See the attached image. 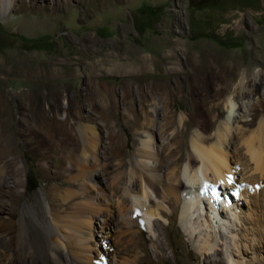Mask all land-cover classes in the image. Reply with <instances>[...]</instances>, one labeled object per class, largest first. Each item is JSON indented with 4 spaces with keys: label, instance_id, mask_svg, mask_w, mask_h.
I'll list each match as a JSON object with an SVG mask.
<instances>
[{
    "label": "rangeland",
    "instance_id": "1",
    "mask_svg": "<svg viewBox=\"0 0 264 264\" xmlns=\"http://www.w3.org/2000/svg\"><path fill=\"white\" fill-rule=\"evenodd\" d=\"M177 42L182 59L185 54L196 57L222 56L238 64L240 73L245 69H259L260 77L256 82L254 95L238 100L240 104L236 105L227 124L230 137L235 136L236 140L241 136L249 137L256 129L262 113L264 116V0H17L16 9L11 14L0 16V66L4 67V70H0V91L6 103L11 102L8 109L12 113V119L6 121L2 128L4 153L1 164L15 161L21 169V177L10 173L9 187H2L7 192L15 189L19 195L18 207L13 216L14 231L19 229L18 223L23 209L35 214L42 224L46 223L51 217L49 195L59 187L71 188L81 196L76 200L59 199L55 203L60 205V209L57 207L52 212L57 213L60 210L58 215L66 217L63 220L66 225L67 220L78 216L72 208L74 202H96V194L105 189V182L87 183L83 192L80 184L84 179L82 174L87 177L86 169L79 170L69 160L67 151L61 161V154L46 150L45 146L35 145L33 135L21 128L20 131V118L31 119L33 114L31 111L21 110L22 99L18 98L20 94L22 97L28 96V102H25L27 105L30 100H34L50 114L53 104L50 99L44 100V97L50 96L55 90L60 97L55 111L62 118L68 115L67 124L69 123L75 133V115L80 113L84 117L87 112L95 115L97 113L96 110L90 111V102L83 101L86 95L82 93V89L89 83L111 87L116 102L112 120L121 136L126 160L134 161L136 149L148 140V134L136 133L137 126L133 119L137 118L139 105L133 100H130L129 106L124 105L121 92L125 83L138 77L122 71L109 72L108 69L116 64V56L124 61L136 56L162 59ZM17 68L15 74L11 73V70ZM28 68L35 74L23 75L22 72ZM154 68L155 73L150 75L151 78L167 84L176 82L174 77L165 74V70ZM238 82L239 79H234V83ZM223 101V98L219 100L218 111L226 110ZM188 103L174 96L171 108L175 110L176 119L180 116L187 118L189 113L194 112ZM218 111L211 113L212 119ZM254 119L256 124L248 129L245 124ZM224 122L225 116L222 113L214 119V128L207 136L215 139L217 127L224 125ZM91 125L100 135L101 141L88 156L92 163L103 164V147L108 142L104 121L97 118ZM180 130H183L181 143L187 149L196 132L195 125L192 121H186L184 125L180 124ZM150 133V145L155 148H160L162 142L167 143L157 134ZM236 146L241 148L239 143ZM241 152L245 154L244 149ZM241 163L243 167L251 168L247 155L242 157ZM107 172H111V177L114 176L111 168ZM249 174L251 173H247ZM75 175H80V178L77 179ZM257 177L260 187H264V177ZM18 178H21V183L17 185ZM182 180L184 181L183 178ZM212 185L214 183L203 186L206 190L203 197L209 196L208 191ZM229 193L233 198L232 192ZM7 195L2 201L10 203ZM106 195L113 203L107 209L114 212L117 198L110 197L108 191ZM249 201L238 200L237 211H240V215H236L237 205L232 206L233 203L229 207L232 212L229 214L225 211L224 214L229 218H221L220 221L212 215L213 229L200 226L197 207L190 208L187 214L184 213L188 207L181 201L169 220L162 217L163 228L156 230L154 240H150L148 232H144L142 238L146 240L145 251L138 255L141 256L140 260H136L137 254L134 253L115 257L117 250H113V247L124 230L117 229L116 232L112 225L107 228L101 215L94 216L96 226L93 237L90 243H86L91 248L92 257L103 256L108 262L115 264H207L208 255L212 261L222 264H230V257L242 264H264V237L259 235L258 230L256 236L250 231V236L247 237L249 240L246 241L244 234L252 226H247V221L243 222L246 212L252 209L254 214L262 216L264 201H259L258 205L255 200V203ZM8 217V208L0 207V219ZM209 230L216 231L213 241H210L213 250L203 252L201 248L211 234ZM69 233L78 244L83 242L79 233L72 229ZM234 244H239V247Z\"/></svg>",
    "mask_w": 264,
    "mask_h": 264
},
{
    "label": "bare ground",
    "instance_id": "2",
    "mask_svg": "<svg viewBox=\"0 0 264 264\" xmlns=\"http://www.w3.org/2000/svg\"><path fill=\"white\" fill-rule=\"evenodd\" d=\"M16 1L0 0V16L11 14L16 9ZM178 47L177 42L162 59L136 56L124 61L123 58L116 56L114 58V64H116L108 69L109 72L122 71L138 77L134 81L125 83L121 92L124 105H128L130 100L139 105L137 118L133 119L137 126L136 133L148 134V140L136 149L134 161L126 160L121 136L116 131L112 120L116 102L113 99L114 91L111 87L105 84L89 83L82 89V93L86 95L84 99L82 98L83 101L90 102V105L88 104L90 111L96 110L97 113L95 115L87 112L84 117L80 113L75 115L77 118L74 123L75 133L72 132L69 123L67 124L68 115L62 118L55 111L60 100L55 90H52L50 96L44 97V100L50 99L53 104L50 114H47L40 103L36 104L34 100H30L27 105L25 102H28V96L22 97L20 94L18 97L22 99L21 110L33 112L31 119L20 118L19 126L17 125L19 129L33 135L35 145L45 146L46 150L61 154L59 155L61 161L65 157L63 154L67 151L69 160L74 162L79 170L86 169L87 177L82 174L84 179L80 184L83 192L87 188V183L105 182V189L96 194V202L85 200L82 203V200L79 203H73L72 208L78 216L73 217V220H67L68 225L63 223L66 217L58 215L60 210L57 213L52 212L57 207L60 209V205L55 203L59 199L76 200L81 196L71 188L59 187L49 195L51 217L46 223L42 224L35 214L23 209L18 223L19 229L14 231L13 216L18 207L19 195L15 189H9L10 191L7 192L3 191L2 187H9L8 175L15 173L16 176H20L21 169L15 161L1 164L4 153L2 144L4 129L2 128L6 121L12 119V113L11 109H8V104L10 106L11 102L6 103L0 91V207L8 208L9 214L7 219H0V264H115L108 262L103 256L92 257L91 248L87 245L93 237L96 215L104 217L107 228L112 225L116 228V232L117 229L124 230L122 234L120 233L122 237H118L113 247V250H117L115 257L134 253L137 254L136 260H140L141 256L138 255L145 251L144 241L146 240L142 238L145 235L144 232H148L150 240H154L156 230L163 228L162 219L165 217L169 220L181 201H184L185 206L188 207L186 208L188 210H184L186 214L191 210L190 208L197 207L200 226L210 229L214 227L212 215L220 221L226 217L229 218L224 214L225 211L232 212L229 208L231 203H233L232 206L237 205L235 213L240 215V211H237L239 199L250 200L249 202H256L257 205L259 201H264V187H260L257 177H264L263 113L257 122L256 129L250 133L249 137L241 136L236 140L235 136H229L227 127L239 103L238 100L254 95L257 88L256 82L260 77L259 69H245L240 73L238 64L222 56L196 57L185 54L182 59ZM107 64L109 65V62ZM153 67L165 70V74L174 77L176 82L167 84L151 78L150 75L155 73ZM0 70H4V67L0 66ZM17 71L18 68L11 70V73ZM22 73L26 76L35 74L30 68ZM234 79H239V82L234 83ZM174 96H178L181 101L189 102L190 109H194V112L189 113L187 118L180 116L176 119L175 110L171 108ZM221 98L224 100L226 109L223 112L218 111ZM214 111H218L216 116L213 115L214 119L222 113L225 116L224 125L218 126L215 131V139L207 136L214 128V119L211 117ZM97 118L104 121L108 141L103 147L102 155L105 162L103 164L92 163L88 156L95 151L97 143L101 141L100 135L91 125ZM186 121H192L196 128L187 149L181 143L183 130H180V124L184 125ZM255 124L254 119L245 125L250 129ZM150 132L157 134L167 143L162 142L160 148L150 145L152 141ZM238 143L241 148H237ZM80 149L82 150L79 153ZM242 149L245 150V154L241 152ZM245 155L249 158L250 169L243 167L244 162V165L241 163ZM108 168L112 169L113 177L110 176L111 172H107ZM247 173L251 174L247 175ZM78 176L77 179L80 178V175ZM20 179L18 178L17 185L21 183ZM212 183L214 185L208 191L209 196L203 197L206 192L203 186ZM73 187L76 186L73 185ZM106 191L110 193V197L117 198L114 202L116 204L114 212L108 210L113 203L108 199ZM229 192H232L233 198ZM6 195L10 203L2 201ZM252 210L243 215L245 217L243 222L247 221V226H252L250 230L247 228V233L244 234L246 241L249 240L247 237L250 236V231L256 236L258 230L259 235L264 237V213L259 217ZM182 225L184 227L183 220ZM70 229L80 234L82 243L78 244L73 240L74 238H71ZM209 232L211 234L201 248L203 252L213 250L210 241H213L215 236L213 234L216 231L209 230ZM237 246L239 247V244ZM158 253L162 256L160 251ZM206 259L209 260L207 264H222L212 261L210 255ZM229 261L230 264H242L232 257Z\"/></svg>",
    "mask_w": 264,
    "mask_h": 264
}]
</instances>
